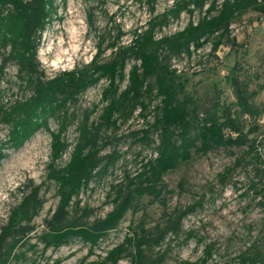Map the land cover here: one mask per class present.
<instances>
[{
    "label": "trees",
    "instance_id": "1",
    "mask_svg": "<svg viewBox=\"0 0 264 264\" xmlns=\"http://www.w3.org/2000/svg\"><path fill=\"white\" fill-rule=\"evenodd\" d=\"M146 1L153 13L156 0ZM57 7L56 0H0V50L3 51L0 75L8 63H13L20 87L29 91L23 98L0 103V124L8 127L6 139L0 141V161L7 149H18L37 131L46 130L51 138L46 177L55 184L58 197L55 209L43 220V232L31 242L35 230L33 219L44 202L39 185L26 186L0 226V264H23L25 252L34 249L37 243L45 249H56L72 239H80L89 245L91 253L102 238L118 227L127 211L139 210L136 204L143 196L166 207V185L162 178L193 156L235 147L245 148V155L260 159L255 153V138L250 135L259 131L264 108L255 102L259 90L249 87L242 65L234 62L225 75L233 99L224 100L220 88L214 85L205 105L187 91L188 78L172 66L171 59L190 57L208 43L211 54L222 44L236 49L239 44L231 35V23L248 11L264 15V0H173L164 11L152 15L144 27L134 29L128 43H122L125 32L115 24L114 30L99 36L97 49L88 62L46 77L37 53L41 35L56 17ZM195 11L199 13L196 20L192 19ZM183 12L189 19L181 29L157 35ZM107 49L111 50L110 57L103 59ZM102 79L107 84L102 91L104 105L97 120L90 118L96 108L84 112L80 119L68 111L81 93ZM123 81L126 84L121 88ZM136 111L146 124L136 142L153 144L155 156L142 162L135 175L127 174L123 182L111 186L114 193L111 210L103 217L83 221L90 211L81 209L78 201L73 206L72 199L90 182L102 179L121 157L116 151L100 155L110 143L102 132L130 120ZM150 113H153L151 122ZM50 119L57 121L56 129L50 128ZM75 121L77 137L71 144L65 133ZM70 146L69 158L62 163V156ZM243 161L244 156L236 158L232 167L240 166ZM231 171L228 168L225 173ZM201 205L197 201L175 208L165 214L163 223L155 224L152 229L145 228L141 220L123 241L107 250L98 261L88 264H118L123 258H128V264H164L166 251L155 255L148 251L159 247L169 235L178 236L183 219ZM77 210L80 214L73 215ZM194 235L188 232L184 243ZM196 241L202 243L203 239ZM213 253L214 244L206 243L202 255L187 263L207 264ZM234 260L236 264H264V252L250 248Z\"/></svg>",
    "mask_w": 264,
    "mask_h": 264
},
{
    "label": "rangeland",
    "instance_id": "2",
    "mask_svg": "<svg viewBox=\"0 0 264 264\" xmlns=\"http://www.w3.org/2000/svg\"><path fill=\"white\" fill-rule=\"evenodd\" d=\"M172 2L156 0L151 13L146 0H56L57 15L42 33L37 53L44 76L51 77L59 70L88 62L97 49L99 36L114 30L115 24L125 32L122 43H128L134 29L144 27L152 15L164 11ZM198 16L195 11L192 19L196 20ZM188 19L186 13H181L157 35L181 29ZM230 27L231 35L239 44L236 49L222 44L211 54V44L208 43L190 57L172 58L171 64L188 78L187 91L207 105L214 85L220 88L224 100L233 99L225 75L238 61L246 72L249 87L259 90L255 102L264 108V15L248 11L233 20ZM110 52L107 49L102 58L108 59ZM2 55L0 50V63ZM106 84L102 79L89 87L69 105L68 111L80 119L84 112L96 108L90 118L97 120L104 105L101 97ZM125 84L123 81L120 87ZM28 93L20 87L16 66L8 63L0 75V103L23 98ZM155 103L156 100L149 108L152 109ZM137 112L130 120L119 123L118 127L102 132L110 143L100 155L116 151L121 157L102 179L93 180L76 199H72L73 206L78 201L81 209L90 211L83 221L103 217L111 210L114 196L111 186L123 182L127 174L135 175L142 162L155 156L153 144L136 142L142 135V129L146 128L145 121ZM152 114L148 117L150 122ZM259 124V131L250 137L255 138V153L260 159L245 155V148L235 147L218 148L205 155L193 156L162 178L166 185V207L143 196L136 204L139 210L127 211L118 227L102 238L91 253L89 245L80 239H72L56 249H45L37 243L34 249L25 252L23 264H80L81 261L88 264L98 261L107 250L123 241L141 220L145 228L152 229L155 224L163 223L167 212L197 201L201 207L183 219L179 235H169L159 247L150 249V254L166 251L164 264H188L202 255L204 244L213 243L214 253L207 264H236L234 258L243 251L256 247L264 252V170L258 172L256 169L264 168V113ZM76 125L77 121L73 122L65 133L71 144L77 137ZM49 126L56 129L57 121L50 119ZM7 132L8 127L0 124V141L6 139ZM151 136L155 139V134ZM50 143L49 133L40 129L20 148L7 149L6 156L0 161V226L6 222L11 207L21 199L26 186H40L39 194L44 203L33 219L35 230L31 242H35V236L43 232V220L50 216L58 202L55 184L46 177L51 160ZM70 150L71 146L62 156V163L68 160ZM243 156L245 161L233 168L235 159ZM228 168L232 171L225 173ZM224 174L226 176L221 177ZM72 213L77 216L80 211ZM188 232L195 235L184 243ZM197 238H202V243H197ZM118 264H128V258L121 259Z\"/></svg>",
    "mask_w": 264,
    "mask_h": 264
}]
</instances>
